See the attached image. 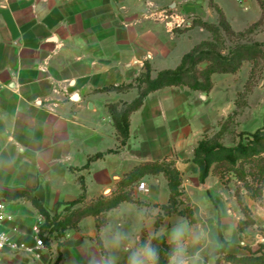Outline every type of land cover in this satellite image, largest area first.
<instances>
[{
  "label": "crops",
  "instance_id": "1",
  "mask_svg": "<svg viewBox=\"0 0 264 264\" xmlns=\"http://www.w3.org/2000/svg\"><path fill=\"white\" fill-rule=\"evenodd\" d=\"M171 1L0 0V189L32 191L52 209L58 201L81 195L82 177L87 187L84 203H89L117 192L136 166L163 160L175 162L189 194L193 187L208 185L212 172L202 183L193 158L226 101L212 102L216 83L223 76L238 74L248 61L237 73H214V86L208 93L185 85L151 92L131 115L125 145H121L109 104L131 102L138 89L99 91L132 82L145 70L146 61L153 77L163 69L176 68L187 52L208 39L193 29L176 32L171 22L168 25L152 14ZM199 2L179 0L177 8L193 14ZM223 2L214 1L228 18ZM236 102L222 121L237 109ZM110 149L118 151L83 168L91 156ZM141 181L147 191L138 188L139 182L134 185V197L147 204L121 202L106 213L100 231L97 218L86 216L77 229L52 236L34 253H0V264H102L107 260L128 264L130 252L144 247L141 237L144 245L151 244L155 235L163 233L169 242L173 225L189 220L165 216L157 231L160 206L170 197L168 180L161 173L147 174ZM0 198L15 215L5 228L36 247L32 227L41 216L38 209L27 199ZM192 226L207 236L196 245L203 264L219 262L212 253L222 245V238L229 242L227 252L250 254L238 245L245 244L239 242L241 235L249 240L238 223L232 238L221 218L197 219ZM117 233L124 238L119 246L113 242ZM193 250L189 248L190 253ZM220 264L235 263L221 260Z\"/></svg>",
  "mask_w": 264,
  "mask_h": 264
},
{
  "label": "trees",
  "instance_id": "2",
  "mask_svg": "<svg viewBox=\"0 0 264 264\" xmlns=\"http://www.w3.org/2000/svg\"><path fill=\"white\" fill-rule=\"evenodd\" d=\"M258 1L261 7L264 6L261 0ZM214 5L220 15L218 27H214L205 21L202 26L209 30L213 28L217 30L220 26L225 29L232 28L225 12L217 4ZM194 23L195 19L191 26ZM256 51V46L242 45L232 51L230 55H225L221 51L215 50L209 41H202L183 56L181 63L176 68L163 69L158 72L156 77H153L151 64L146 61L145 70L132 82L110 85L100 89L99 91L102 92L138 89L137 97L131 102H123L122 108H119L117 103L109 104V111L118 131L121 145H125L130 136L132 113L143 105L151 92L168 86L185 85L192 90L208 93L214 86V73H237L245 61L255 59ZM244 94L245 92L239 93L240 96ZM238 102L237 100V108L240 105ZM236 113L237 109L221 122L220 129L215 134L205 136L199 141L193 161L200 168L202 183L206 182L211 172L222 176L226 170L233 172L240 180L244 181L249 195L258 199L263 196L264 190V122L254 132L241 131L236 133L239 136L238 141L232 145H227L223 140L228 132H232L229 131V125L233 123ZM117 151L118 149H110L107 152H99L91 156L83 168H88L92 161L103 158L105 154ZM161 173L168 180L170 197L168 203L160 206L161 212L156 217L157 231H160L165 216L174 213L186 217L191 224L196 223L197 219L192 207L180 208L182 203L180 197L183 195L181 172L174 161L168 160L147 162L136 166L121 181L117 192L112 195L101 196L89 203H84L87 187L82 177H80L81 195L71 201H58L52 209L46 208L32 191L0 189V196H4L8 200H30L44 218L40 236L47 242L52 236L61 237L68 231L77 229L81 220L90 215L97 218V226L100 231L105 224L106 213L121 202L131 201L147 204L134 197V185L141 182L147 174ZM249 175L252 176V181L248 179ZM81 203L83 205H80ZM246 208L247 206L243 207V211ZM254 222V219H250V217L241 219L238 223L239 231L243 232L245 226ZM222 240V245L212 253V256L218 257V261L225 260L235 264H264V243H261L259 248L251 251L250 254L239 256L227 252L229 242L224 238ZM151 245L159 252L158 264H167L170 244L167 242L166 236L163 233H158L152 238Z\"/></svg>",
  "mask_w": 264,
  "mask_h": 264
},
{
  "label": "rangeland",
  "instance_id": "3",
  "mask_svg": "<svg viewBox=\"0 0 264 264\" xmlns=\"http://www.w3.org/2000/svg\"><path fill=\"white\" fill-rule=\"evenodd\" d=\"M178 1L172 0L170 6L164 7L168 13L177 14L184 20L181 26H173L174 31L183 32L193 29L195 32L201 33L202 39L207 35L208 39L203 41H209L215 50L221 51L225 55H230L232 51L242 45L256 46L257 48L255 59L245 61L247 63L244 62L245 65L238 74L223 76L217 80L212 98L213 103L220 100L226 101L222 109L218 108L217 122L212 123V127L204 137L212 135L219 129L221 121L226 117V114L235 109L236 100L239 101L240 105L237 108L234 121L229 125V131L232 132H228L223 140L227 145H232L238 141L237 134L239 132H254L262 126L264 121V6L261 7L258 0L242 2L224 0L229 11L228 20L232 28L225 29L220 26L217 30L216 28L209 30L202 26L204 21L214 27L219 25L220 15L214 5L215 0H200L193 14H186L178 9L177 7L180 6H177ZM261 2L264 4V0ZM194 19L195 23L190 27L189 25ZM186 22H190V24L186 25ZM241 92H245V94L240 96ZM122 103L117 102L119 108L123 107ZM212 174L207 186L193 187L191 194L182 187L183 195L180 197L182 201L180 208L192 207L196 219L201 222H206L212 217L224 219L229 238H232L233 232L237 231L235 224L239 223L241 219L244 220L247 217L254 219L255 222L245 226L243 231L249 240L243 239L240 234L239 242L244 241L245 244L244 246L238 245L249 252L257 250L260 244L264 243V190L262 197L254 199L249 195L245 182L233 172L225 170L222 176L215 172ZM248 179L252 181V176L249 175ZM245 206L247 208L243 211L242 208ZM171 215H175L179 219H187L177 213ZM253 244L254 246H252ZM216 264H220V261Z\"/></svg>",
  "mask_w": 264,
  "mask_h": 264
},
{
  "label": "clouds",
  "instance_id": "4",
  "mask_svg": "<svg viewBox=\"0 0 264 264\" xmlns=\"http://www.w3.org/2000/svg\"><path fill=\"white\" fill-rule=\"evenodd\" d=\"M123 239L117 233L113 242L119 246ZM206 239V233L202 229H194L187 220H179L168 233L170 250L167 264H203L200 250L196 248V245ZM190 247L194 249L191 253L189 252ZM158 260V250L150 243H146L143 248L130 252L128 264H158ZM102 264H112V261H103Z\"/></svg>",
  "mask_w": 264,
  "mask_h": 264
},
{
  "label": "built area",
  "instance_id": "5",
  "mask_svg": "<svg viewBox=\"0 0 264 264\" xmlns=\"http://www.w3.org/2000/svg\"><path fill=\"white\" fill-rule=\"evenodd\" d=\"M152 14L157 18L166 21L168 25L170 22L172 23V26H181L182 23H184V20L179 15L170 14L167 9L154 10ZM189 24L190 22H186V25ZM191 24L189 26H191ZM138 188L142 191H147V186L144 181L139 183ZM14 221L15 215L8 210L7 202L0 198V253H34L36 249L45 247V241L40 236L41 225L44 222L42 215L39 216L38 221L32 227V232L36 238V247H30L24 240H18L11 230L5 228L6 224L13 223Z\"/></svg>",
  "mask_w": 264,
  "mask_h": 264
},
{
  "label": "water",
  "instance_id": "6",
  "mask_svg": "<svg viewBox=\"0 0 264 264\" xmlns=\"http://www.w3.org/2000/svg\"><path fill=\"white\" fill-rule=\"evenodd\" d=\"M140 241L142 242V246H144L145 239L143 237L140 238Z\"/></svg>",
  "mask_w": 264,
  "mask_h": 264
},
{
  "label": "bare ground",
  "instance_id": "7",
  "mask_svg": "<svg viewBox=\"0 0 264 264\" xmlns=\"http://www.w3.org/2000/svg\"><path fill=\"white\" fill-rule=\"evenodd\" d=\"M110 191H111V190H108L106 193L108 194V193H110Z\"/></svg>",
  "mask_w": 264,
  "mask_h": 264
}]
</instances>
